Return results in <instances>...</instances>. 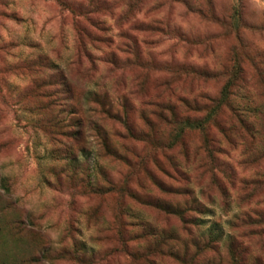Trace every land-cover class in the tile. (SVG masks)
<instances>
[{
  "label": "rangeland",
  "instance_id": "obj_1",
  "mask_svg": "<svg viewBox=\"0 0 264 264\" xmlns=\"http://www.w3.org/2000/svg\"><path fill=\"white\" fill-rule=\"evenodd\" d=\"M36 80L128 163L88 122L83 140L53 139ZM91 94L119 118L94 115ZM178 95L219 106L180 133L188 161L151 104ZM229 236L241 264H264V0H0V264H181L168 252L184 250L231 264Z\"/></svg>",
  "mask_w": 264,
  "mask_h": 264
},
{
  "label": "trees",
  "instance_id": "obj_2",
  "mask_svg": "<svg viewBox=\"0 0 264 264\" xmlns=\"http://www.w3.org/2000/svg\"><path fill=\"white\" fill-rule=\"evenodd\" d=\"M134 52V49L131 51ZM36 80V88L39 87L38 96L43 99L42 104L40 107V114H43V110L48 113L46 119L44 120L45 128H49V131L51 133V137L53 139H56L57 136L62 135L65 137H68V139H78L83 140L84 134H85V123L88 122V124L93 125L95 135L98 138V144H100L103 149L107 152L108 155L114 156L120 160H123L124 162H127L126 157H123L122 155H119L120 153L114 148L112 144L109 143V134L106 129H103L101 126L97 125V122L93 121H87L82 118H75L70 110L67 111V105L64 101L61 99L55 98L57 95L55 91L53 90H44L42 89L43 86L39 83H43L47 86L51 85V82L54 80L51 77H45L43 80L41 79ZM49 92V94H47ZM59 92V91H58ZM91 103L89 110L96 115L98 118H108V119H117L118 113L116 110H114V102L111 101L106 95H98V94H91ZM54 96V97H52ZM206 98L205 96H197V97H183V96H175V104H165V103H152L151 104L155 107V110L161 111V113L158 114L159 118L161 117L164 119L165 116H163L162 112H166L168 116H166V121L175 124V134L173 136V139L178 142V145H180V149L183 151V155L185 156V161H188V158H190V155L188 156V149L187 146L184 144L183 140L180 139V133L184 128H198L199 130H206L208 128L209 122H210V115L212 111H218V105L212 107L210 110H207L206 102L204 101ZM207 100V99H206ZM176 106H179L183 109L194 111V112H205L204 115H202L201 118H189V117H178L175 113ZM155 110L153 113L155 114ZM166 114V115H167ZM43 120V117H42ZM41 120V121H42ZM126 130L128 131V135L133 137L134 134L131 133L129 128L126 127ZM219 130V128H218ZM221 133L224 134V131L220 129ZM172 143H169L170 145ZM204 149L208 152V154H211L212 147V141L209 138H206L204 142ZM217 152L220 153V149H216ZM82 167L86 173V178L88 177L87 174V166L85 163H82ZM173 171L175 173H178V170L174 167ZM167 176L172 177V175H169L166 173ZM4 186V185H3ZM98 190V189H97ZM193 205H190L191 207L188 209L197 210L198 206L193 201ZM168 212L174 213L180 216L181 220H183V214L185 210L177 209V208H171L167 209ZM219 237L213 236L211 232L208 233L207 240L204 243L203 247L206 249H209L211 251H217L218 250V244L217 241ZM230 239V243L228 244L229 252L231 256V264H241L240 263V255L236 253V249L234 248V240L231 236L227 238ZM198 248L197 244H195ZM169 256H172L175 258L178 262L181 264H191L189 261V258L187 257L188 251L184 250L181 253H175L173 251L168 252ZM242 260V259H241Z\"/></svg>",
  "mask_w": 264,
  "mask_h": 264
}]
</instances>
